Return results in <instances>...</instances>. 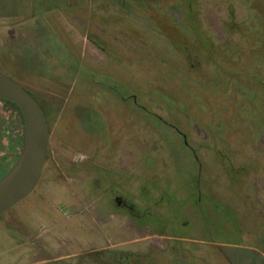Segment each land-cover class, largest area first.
<instances>
[{"label":"rangeland","instance_id":"obj_1","mask_svg":"<svg viewBox=\"0 0 264 264\" xmlns=\"http://www.w3.org/2000/svg\"><path fill=\"white\" fill-rule=\"evenodd\" d=\"M259 20L264 0H194L191 13L185 0H0V71L51 110L55 134L78 110L99 138L100 164L130 167L123 191L140 222L137 229L135 218L128 227L121 215L96 217L92 169H59L65 157L89 158L91 148H66L53 135L57 163L0 217V264L119 263L100 251L126 257L122 264H254L245 251L262 253L253 233L264 222V90L252 80L249 92L239 75L264 82ZM0 118L14 127L0 130L1 178L20 150L8 138L24 132L1 101ZM69 125L81 133L74 116ZM219 153L243 170L237 180ZM197 175L204 195L196 210ZM107 177L99 173L100 187ZM213 201L235 210L242 244L222 243L237 238L211 219ZM59 204L75 211L68 216ZM182 232L176 244L172 234Z\"/></svg>","mask_w":264,"mask_h":264},{"label":"flooded vegetation","instance_id":"obj_2","mask_svg":"<svg viewBox=\"0 0 264 264\" xmlns=\"http://www.w3.org/2000/svg\"><path fill=\"white\" fill-rule=\"evenodd\" d=\"M120 100L126 102L128 98H121ZM131 100L134 103L137 102L135 98ZM123 105L125 107H130L131 103L129 105L127 103H124ZM77 106L80 107V104ZM41 107L45 112L48 130H49V145H48L43 172L48 166L53 168L52 166H54V163H57V158H59L57 153L53 152V148L55 149V151H57V147H56L57 143L54 141V137H56L58 139V142H60L61 145L65 146L66 148L67 146L71 147L72 143L77 147L78 150L81 148L84 149L90 147L91 153H90V157L87 159H83L80 157H75V158L65 157V160H63L61 166H59L61 173L65 174L64 173L65 171L66 173L72 174V173H76L77 171H81L82 169L85 168L92 169V171L89 172V177L86 178V182H89L90 180L92 181V185H93L92 189L94 191L93 203H95L94 204L95 216L98 218L100 217L104 218V217H113V215H121L126 218V224L128 225V227L131 226L132 218H135L136 222L134 223V225L137 229H140V224H139L140 222L138 221V217H137L138 213L136 211V208L133 206L132 201L127 197V193L123 191V189H126L123 186H125L131 179V172L129 169L130 167H128V165L122 162L100 164V162L97 160L98 158L97 151L99 149V141H98L99 138L94 133L92 134L89 130L84 128L83 119L80 113H78V110H76L75 114L70 113L66 115V117L64 118V128L62 129L61 133L58 135L57 133L55 134V131H53L51 127V122L49 118V114L51 110L46 109L44 106ZM54 110L56 111L55 108ZM73 116L76 118L77 126L79 127V129H81V133L78 135H75L73 133L74 129L69 125V120H71V117ZM171 126L176 130L177 133L180 134V136L183 139L184 145L192 151V154H194L195 151L189 145L186 138V134L181 132L174 125ZM116 168H118L121 171L120 172L116 171ZM100 172L101 173L105 172L109 176L107 177L108 178L106 182L107 186L103 188L100 187V183L96 180L99 179ZM59 207L63 210V213H65L68 216L71 215V212L75 211V210L70 211L66 209L62 204H59ZM141 224H145V223H141ZM144 227L151 230V227L148 226L147 224H145ZM101 253L102 251L95 254H97L98 256Z\"/></svg>","mask_w":264,"mask_h":264},{"label":"water","instance_id":"obj_3","mask_svg":"<svg viewBox=\"0 0 264 264\" xmlns=\"http://www.w3.org/2000/svg\"><path fill=\"white\" fill-rule=\"evenodd\" d=\"M0 99L15 103L23 117V141L16 159L0 178V217L30 195L41 179L49 145L46 115L36 98L0 71Z\"/></svg>","mask_w":264,"mask_h":264},{"label":"trees","instance_id":"obj_4","mask_svg":"<svg viewBox=\"0 0 264 264\" xmlns=\"http://www.w3.org/2000/svg\"><path fill=\"white\" fill-rule=\"evenodd\" d=\"M193 3H194V0H185V5H186V9H187L188 13L192 12ZM227 24L231 28L234 27V28H238L239 29L238 23L233 22V20L229 21ZM256 24L257 25H256V28H255V33H257L258 36H259L258 39H260V43H259L260 50L262 51V53L264 55V20H259L258 22H256ZM229 75H232V73L229 72ZM239 77H240L239 84L242 83L243 85H245V84H248V81L250 82V81L254 80L256 85H258L261 89L264 90V82L261 81V79L259 77H255L254 75H249V74H246V73L240 74ZM246 89L248 91H249V89H250V91L253 90L252 88L248 89L247 86H246ZM246 91L244 90L245 93H246ZM0 101L2 103V106L5 109H7V110L11 111L12 113H14L15 115H17L18 118L20 117L19 120H20V124L22 126L21 130H22V132H24L23 117H22V113H21L19 107L15 103H13L11 101H8V100L0 99ZM258 121L260 122L259 124L262 127H264V111H262L261 114H259V120ZM13 128L14 127H12L11 125H7L6 120L0 118V130L1 131L5 132L4 130H8V132H9L8 134H10V133H12L11 131L14 130ZM17 137H18V134H17V136H15V138H11V139L8 138V139L10 140L9 142H12V140H13L14 145H16L18 147L17 148V150H18L21 147L23 139H22V137H18V138ZM16 146H15V148H16ZM10 150L13 151L14 149L12 148ZM218 156H219V158L221 160L225 161V163H226L225 169H226L227 173L230 175L231 180L232 181L237 180L239 178V173L241 171H243V170L240 169V168L239 169L238 168H233L232 164L228 161V158L224 154L219 153ZM16 157H17V154L15 153V159H16ZM193 157H194V161L196 163H199V164L201 163L200 159H199V157H198V155L196 153L193 154ZM12 162H14V160ZM8 169H9V167L6 168V171ZM192 180H194V191H192L193 192L192 194L195 195L192 205L197 210L199 196L202 197L204 194L201 193V188H200V183H199V176L198 175L197 176H192ZM220 203H222V202H220ZM211 206H212V208H211L212 209V217H211V219L215 218L216 216L217 217L219 216L218 219L222 220L223 224H224V221H225L226 225L229 224V225L232 226V230H231L230 234H233L237 238L235 241L234 240L232 241V239H233L232 238L230 240L223 241L222 243L237 244V245L242 244V233H243V230H242V227H241V224H240L239 217H238L237 213L235 212V210L230 207L229 208L230 210L226 214L224 212L223 208H221V206L218 203L213 201ZM223 216H225V218H222ZM213 224H215V223H213ZM260 225L261 226H260V229H258V232L253 233V235L254 234L258 235L259 239L257 241V244H258V247H260V250L262 251V253L257 251V250H255V249H250V250L245 251V252H247L249 254V258H251L253 260L254 264H264V222H262ZM172 236H173V238L175 240L174 242L176 244L180 243L183 238H186V235H185L184 232L175 233V234H172ZM105 255L111 257L112 260H117L120 264H122V262L126 260V257L117 256L115 252H109V251H102V253L100 255H98V257L99 258H104ZM137 256H140V255H137ZM142 256L149 257L148 255H142ZM177 260H180V259H177ZM158 262L159 261L157 260V264H158Z\"/></svg>","mask_w":264,"mask_h":264}]
</instances>
